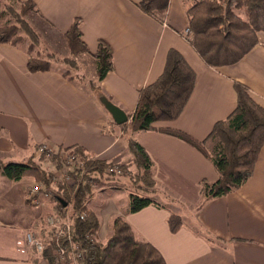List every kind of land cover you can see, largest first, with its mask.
I'll use <instances>...</instances> for the list:
<instances>
[{
	"label": "crops",
	"instance_id": "crops-1",
	"mask_svg": "<svg viewBox=\"0 0 264 264\" xmlns=\"http://www.w3.org/2000/svg\"><path fill=\"white\" fill-rule=\"evenodd\" d=\"M139 2L32 0L28 23L38 37L37 46L58 54V41L78 19L87 47L83 55L94 58L98 42L104 41L112 50V70L97 87L90 84L97 80L96 71L86 75L83 67L71 69L68 64L63 72L52 64L49 70L29 72L25 49L0 42V161L33 159L45 168L43 162L49 160L36 148L47 143L59 149L78 146L99 160L126 165L130 156L125 138L132 136L153 163L158 191L152 197L160 206L128 212L127 183L115 198L107 188L102 193L105 199L94 202L93 194L87 204L100 222L96 236L102 232L109 236L113 220L122 217L137 238L157 248L166 264H264V145L246 182L223 196L205 199L201 181L218 177L212 163L192 145L160 130L178 129L204 140L235 107L234 82L242 83L264 107V31L258 32V44L238 62L211 67L183 35L191 1L169 0L163 22L142 12ZM170 49L178 51L195 73L190 98L176 120L156 122L157 130L128 132L114 122L100 97L133 113L139 91L162 73ZM34 182L32 177L11 180L6 192H0V264H50L32 256L25 240L26 232L37 226L32 206L46 216L59 211L45 192L30 199ZM0 183L6 184L1 176ZM13 202L26 211L13 209ZM171 213L182 217L175 233L166 223Z\"/></svg>",
	"mask_w": 264,
	"mask_h": 264
},
{
	"label": "trees",
	"instance_id": "trees-1",
	"mask_svg": "<svg viewBox=\"0 0 264 264\" xmlns=\"http://www.w3.org/2000/svg\"><path fill=\"white\" fill-rule=\"evenodd\" d=\"M20 4L22 9L19 12L11 5L8 6L7 11L14 25L0 27V42L17 44L13 35L20 29L30 41L26 64L28 71L49 70L57 58L51 54L44 57L38 53L31 54L38 45V37L25 19V14L33 11L32 0L22 1ZM168 4L169 0H140L138 7L145 14L163 22ZM186 13L187 28L192 35L189 43L204 63L211 67L238 62L258 44V32L264 31V0H193ZM64 37L72 54L87 52V47L81 40L78 19H74ZM94 59L97 80L90 81V84L97 87L98 82L112 70L113 55L110 46L100 40ZM62 62L69 64L71 68L75 65L72 58H64ZM195 79L194 71L183 56L170 49L162 73L139 91L135 110L128 114L129 121L120 126L133 133L157 130L154 126L156 122L176 120L192 94ZM234 90L235 107L225 119L213 125L204 140H196L178 129L160 128L198 149L212 163L218 177L213 182L201 181V192L205 199L223 196L246 182L253 173L264 145V107L252 99L242 83L234 82ZM125 141L131 161L119 166L123 170L122 175L106 172L108 166L119 164L99 160L78 146L70 149L80 157L84 171L81 176L74 171L69 172L71 183L54 185L49 171L33 159L27 162L0 161L1 175L11 180L32 177L34 181L44 184L60 207V215L64 216L70 209L71 242L65 235L55 237L56 239L46 235L42 237L45 242L43 258L50 264H58L57 250H69L70 244L78 245L84 252L81 264H166L157 248L149 241L137 238L133 227L122 217L113 220L111 234L106 242L101 243L95 237L100 222L94 211L87 206V200L101 180L127 178L128 212H137L148 205L160 206L152 197L158 191V186L153 177L150 157L132 136H127ZM132 169H135L133 173ZM58 198L64 199L67 205L61 204ZM166 223L169 231L175 233L182 226V217L171 213L167 216Z\"/></svg>",
	"mask_w": 264,
	"mask_h": 264
},
{
	"label": "rangeland",
	"instance_id": "rangeland-1",
	"mask_svg": "<svg viewBox=\"0 0 264 264\" xmlns=\"http://www.w3.org/2000/svg\"><path fill=\"white\" fill-rule=\"evenodd\" d=\"M190 1H191V5L190 6H192L193 0H189V2ZM9 5H11L12 8L15 9L16 11H18V12L20 11V9H22L20 3L12 2L11 0H0V27H3L4 28V27H8V26L14 25V22L11 19V16L8 14V11H7V8H8ZM30 15H32L30 11L25 14V19H26L27 22L29 20V16ZM187 27H188V22H187L186 28ZM35 29L37 31V27H35ZM13 38L14 39H17V44H15V45H19L20 47H22L23 49H25L26 52L28 51V45L30 44V41H29L28 37L20 29H19V31L17 33H15L13 35ZM57 49H58V52H57L58 54H55V53L51 52L47 47H44V49H42L39 46H35L34 49L31 51V54L32 55L33 54L36 55L38 53V55H40L41 57H44L46 54L53 55L57 59H54L56 61L52 62V64L53 65H57V68H59L63 72H65L64 71L65 68H70L68 66V64L66 65V63L62 62V60L64 58H69V59L72 58L74 60V64L76 66L74 65L71 69H75V68L80 69V68L83 67V69H84L83 70V73L84 74L86 73V75H88V72H90V71H92V72L93 71H96L95 59L94 58H89V57L83 55V52L72 54L70 52L69 46L67 45V41L65 40L64 35H63V40L58 41ZM56 62H57V64H55ZM84 74L82 76V73H81V77L83 79H84V77L86 78V76ZM97 94L99 95V93H97ZM52 148H53V150L59 149V148H55L53 146H52ZM129 156H130V158H129V161L127 162V164L130 163V161H131V155H130V153H129ZM2 162H7V161H2ZM43 166L45 167V169H47L49 171L50 176L52 175V177H53V175H55L56 177H60L61 173L59 172V170H61L63 168V166L61 168H58L57 167V166H59L58 163H56V162H54L52 160L51 161H47V162L46 161L43 162ZM132 170L133 171L131 173H133L135 171V169H132ZM127 173L128 172H126L125 174H127ZM0 176L3 177V180L6 183L4 185L2 183H0V192L1 191H5L6 192V185L9 182H11V179L6 178L5 176L1 175V173H0ZM34 183H39V184L44 185L42 182L35 181ZM106 183L109 184L110 186L106 185ZM124 183L129 184L126 177H121L120 179H117V180L103 181V182L101 180L100 184H97L95 186L94 191L92 193V195L94 194V197H93L94 202H96L99 198L100 199H102V198L105 199L104 198L105 195L102 194V193H105L104 192V189H106V188L108 189V190L106 189L107 190L106 191L107 194H109L110 196H112V198H115L113 196H115V194L118 193V190L124 189V188H122V186L124 185ZM115 190H117V191H115ZM109 191L110 192L113 191V192L110 193ZM46 193L49 194V195H51L48 191H46ZM51 198L53 199L52 195H51ZM90 198L91 197H89L88 199H90ZM110 199H111V197H109V200ZM105 202H107V201H105ZM87 206H88V204H87ZM12 208L13 209L20 210V212H23V211L25 212L26 211L25 208H17L15 206V203L14 202L12 203ZM58 208L60 209V207H58ZM32 209L34 210L32 212V214H33L32 216H34L35 219L37 220V222H36L37 223V226L36 227H32L30 229L31 231H29V232H32L33 234H35L37 236L38 235L40 236V227H43L41 229L44 230V232L46 234V230H45V218H46V215H45V213H43V211L41 212L40 208L37 207V206H32ZM68 213L70 214V209L69 208H68ZM25 215H26L27 218L30 217V213L28 211L25 213ZM8 218L9 217H7V219ZM102 234H103V232L101 234L95 236V237H96L97 241H99L101 243H104V242H106V240L110 236L111 232H110L109 236H105L104 234L103 235ZM46 236H50V234H46ZM30 254H31V252H30ZM44 261L46 263H48L47 260H44ZM61 264H67V262H63Z\"/></svg>",
	"mask_w": 264,
	"mask_h": 264
},
{
	"label": "built area",
	"instance_id": "built-area-1",
	"mask_svg": "<svg viewBox=\"0 0 264 264\" xmlns=\"http://www.w3.org/2000/svg\"><path fill=\"white\" fill-rule=\"evenodd\" d=\"M184 37L189 41L192 38V35L188 28H185L183 32ZM36 153L39 156H43L45 159L49 161H54L58 163L59 166L58 168H63L59 170L61 173L60 177H56L55 175H51V181L54 185H57L59 183H71L72 178L68 174L69 172H76L80 176L83 173V168L80 162V157L70 148H60L53 150L52 146L47 144V143H39L36 148ZM55 155V157H54ZM120 165H115V166H108L106 168L107 173H113L115 172L116 174L122 175L123 170ZM46 188L44 185L39 184V183H34L32 188L30 189V199H34V196H36L40 192H45L46 193ZM47 194V193H46ZM58 208V207H57ZM58 213L57 214H49L45 218V230L46 234H51L54 237H59L62 235H65L68 239L69 242L70 240V229L71 225L69 222V213L66 212L64 216L60 215V209L58 208ZM68 211V210H67ZM26 243L28 248L31 251L32 256L36 258H43V250L45 248V242L41 236H37L33 234L32 232L27 233V239ZM57 259L59 264L66 262L67 257H66V251L63 248H59L57 250Z\"/></svg>",
	"mask_w": 264,
	"mask_h": 264
},
{
	"label": "water",
	"instance_id": "water-1",
	"mask_svg": "<svg viewBox=\"0 0 264 264\" xmlns=\"http://www.w3.org/2000/svg\"><path fill=\"white\" fill-rule=\"evenodd\" d=\"M100 101L116 124L120 125L129 121L128 114L111 100H109L106 96L100 97ZM58 201L64 206L67 205V202L64 199L58 198Z\"/></svg>",
	"mask_w": 264,
	"mask_h": 264
},
{
	"label": "bare ground",
	"instance_id": "bare-ground-1",
	"mask_svg": "<svg viewBox=\"0 0 264 264\" xmlns=\"http://www.w3.org/2000/svg\"><path fill=\"white\" fill-rule=\"evenodd\" d=\"M69 222H70V225H71V220L69 219ZM27 233H29V231L26 232L25 234V240L27 239ZM50 237H53L54 239H56L54 236H52L50 234ZM71 246V249L69 250H66V257H67V260H68V264H81L80 261L83 259L84 257V252L81 251L79 249V246L78 245H75V246ZM67 262V261H66Z\"/></svg>",
	"mask_w": 264,
	"mask_h": 264
}]
</instances>
